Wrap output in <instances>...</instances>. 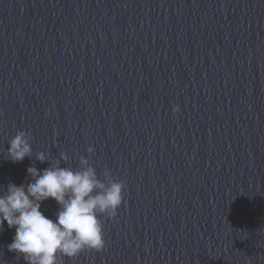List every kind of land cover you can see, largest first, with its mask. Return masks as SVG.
Masks as SVG:
<instances>
[{
    "label": "water",
    "instance_id": "95a60500",
    "mask_svg": "<svg viewBox=\"0 0 264 264\" xmlns=\"http://www.w3.org/2000/svg\"><path fill=\"white\" fill-rule=\"evenodd\" d=\"M20 129L126 185L63 264H264V0H0V188L48 166L7 158Z\"/></svg>",
    "mask_w": 264,
    "mask_h": 264
},
{
    "label": "clouds",
    "instance_id": "9594fccd",
    "mask_svg": "<svg viewBox=\"0 0 264 264\" xmlns=\"http://www.w3.org/2000/svg\"><path fill=\"white\" fill-rule=\"evenodd\" d=\"M179 111V105L175 106ZM31 136L17 130L8 140L7 158L22 162L35 157L48 166L27 167L29 183L9 182L0 188V230L5 222L14 229L7 248L27 264H63L61 257H75L85 250L100 251L106 241L100 217L115 218L124 201V180L107 172L101 179L89 160L81 156L79 167L62 166L69 155L60 153L50 158L48 152L33 154ZM93 146L87 152L93 153ZM52 198L59 205L54 218L41 210L42 203Z\"/></svg>",
    "mask_w": 264,
    "mask_h": 264
},
{
    "label": "snow or ice",
    "instance_id": "6c2138e0",
    "mask_svg": "<svg viewBox=\"0 0 264 264\" xmlns=\"http://www.w3.org/2000/svg\"><path fill=\"white\" fill-rule=\"evenodd\" d=\"M76 257V256H75ZM75 257H71V258H75Z\"/></svg>",
    "mask_w": 264,
    "mask_h": 264
}]
</instances>
